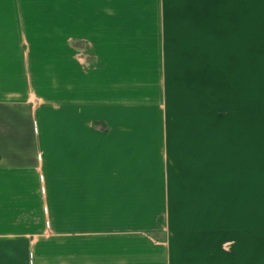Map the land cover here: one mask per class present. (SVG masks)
<instances>
[{
    "label": "crops",
    "instance_id": "0c3cea01",
    "mask_svg": "<svg viewBox=\"0 0 264 264\" xmlns=\"http://www.w3.org/2000/svg\"><path fill=\"white\" fill-rule=\"evenodd\" d=\"M0 264H264V0H0Z\"/></svg>",
    "mask_w": 264,
    "mask_h": 264
}]
</instances>
